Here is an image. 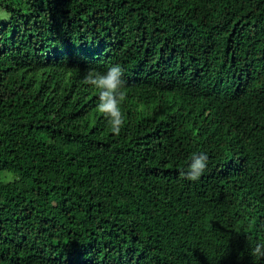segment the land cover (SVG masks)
<instances>
[{
  "label": "trees",
  "instance_id": "16d2710c",
  "mask_svg": "<svg viewBox=\"0 0 264 264\" xmlns=\"http://www.w3.org/2000/svg\"><path fill=\"white\" fill-rule=\"evenodd\" d=\"M0 7V264H264V0Z\"/></svg>",
  "mask_w": 264,
  "mask_h": 264
},
{
  "label": "clouds",
  "instance_id": "9594fccd",
  "mask_svg": "<svg viewBox=\"0 0 264 264\" xmlns=\"http://www.w3.org/2000/svg\"><path fill=\"white\" fill-rule=\"evenodd\" d=\"M122 75L123 70L117 64L105 73L90 69L84 79L86 84L99 89L97 111L107 118L110 131L116 136L120 135L125 124V116L120 107L126 98V92L122 90L125 85ZM208 161L207 153H194L187 169L180 170V176L189 181L199 180L208 167ZM252 255L264 257V243L256 244L252 249Z\"/></svg>",
  "mask_w": 264,
  "mask_h": 264
},
{
  "label": "rangeland",
  "instance_id": "374dc122",
  "mask_svg": "<svg viewBox=\"0 0 264 264\" xmlns=\"http://www.w3.org/2000/svg\"><path fill=\"white\" fill-rule=\"evenodd\" d=\"M10 17V14L7 13L5 10H3L0 7V22H6ZM13 176L12 175H7L8 180L11 179Z\"/></svg>",
  "mask_w": 264,
  "mask_h": 264
}]
</instances>
